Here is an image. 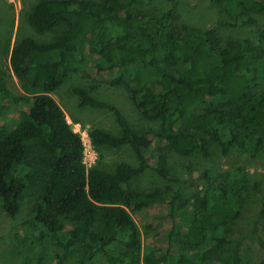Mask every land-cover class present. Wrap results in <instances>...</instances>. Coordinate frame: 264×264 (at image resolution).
<instances>
[{
	"label": "trees",
	"instance_id": "16d2710c",
	"mask_svg": "<svg viewBox=\"0 0 264 264\" xmlns=\"http://www.w3.org/2000/svg\"><path fill=\"white\" fill-rule=\"evenodd\" d=\"M138 1L38 0L26 13L27 23L39 33L57 25L64 30L48 42L25 36L12 45L10 68L28 104L12 124L2 118L9 92L0 74V210L16 215L28 184L40 179L22 218L36 237L35 264H42L45 237L54 239L64 256L78 245L75 264H99L98 255L109 264H203L202 243L218 247L230 241L226 231L243 204L240 167L217 176L216 185L207 181L184 205L179 189L164 197L131 189L130 181L152 170L178 182L168 153L185 156L198 149L207 155L209 138L224 154L232 146L254 153L263 145L264 24L259 38H240L231 44L235 49L218 47L214 26L196 31L170 12L135 14ZM212 1L232 26L252 13L264 14V0ZM90 63L96 72L110 74L109 83L122 87L140 116L156 126L136 132L117 106L82 86L72 88L81 106L112 112L119 127L118 134L91 128V143L129 145L138 158L135 166L121 161L112 170L86 167L81 138L51 96L69 74ZM159 205L163 214L154 215L171 225L166 246L144 249L130 212ZM259 213L264 219V195ZM230 256L223 264H240L236 246Z\"/></svg>",
	"mask_w": 264,
	"mask_h": 264
},
{
	"label": "rangeland",
	"instance_id": "374dc122",
	"mask_svg": "<svg viewBox=\"0 0 264 264\" xmlns=\"http://www.w3.org/2000/svg\"><path fill=\"white\" fill-rule=\"evenodd\" d=\"M37 1L0 0V74L9 92L2 118L10 122L9 124L16 121L20 109L28 107L21 99L23 92L19 79L10 68L9 54L12 45L17 39L25 36H30L38 42H48L64 30L63 25H57L51 30L39 33L27 23L26 13ZM133 12L156 17L170 12L172 16L176 15L181 22L190 25L196 31H205L214 26L217 46L230 49L236 48V45L231 44H236L240 38H259L261 26L264 24L263 13H252L249 19L236 26L227 24L226 17L212 0H139L134 5ZM128 28L133 30V21L128 23ZM110 79V74L96 72L90 63L85 70L69 74L51 93L64 112L69 126L81 138L86 167L100 165L112 170L121 161L135 166L138 164V158L127 144L97 148L91 143L88 135L91 128L100 127L118 134L119 127L112 112L81 106L79 97L72 91L73 87L82 86L98 99L117 106L136 132L156 130L155 124L140 116L128 93L122 87L110 84ZM207 148V155L198 149L185 156L176 152L168 153V168L179 178L178 182L166 181L154 171L146 170L132 178L130 188L145 192L158 191L164 197L179 189L180 205H184L193 201L207 181L216 185L217 176L240 167L244 174L243 204L226 231L225 236L230 241L218 247H213V241H207L199 248L206 251L203 264L230 262L234 246L238 249L240 264H259L264 257V219L259 213L264 195V143L254 153L245 148L232 146L224 154L217 143L209 138ZM39 186L38 178L32 184H28L16 215L8 216L0 210V264H35L32 241L36 237L22 218L38 195ZM163 210L164 207L159 205L130 212L139 228L144 249L147 246H166V232L171 226L170 222L167 217L156 218L154 215L155 213L162 215ZM183 234L184 232L177 237L183 239ZM41 242L42 264H75L81 255L78 245L71 246L64 256L62 247L54 239L45 237ZM95 260L99 264H109L101 255Z\"/></svg>",
	"mask_w": 264,
	"mask_h": 264
},
{
	"label": "built area",
	"instance_id": "2783aa9c",
	"mask_svg": "<svg viewBox=\"0 0 264 264\" xmlns=\"http://www.w3.org/2000/svg\"><path fill=\"white\" fill-rule=\"evenodd\" d=\"M84 161V160H83ZM84 164H85V162H84Z\"/></svg>",
	"mask_w": 264,
	"mask_h": 264
}]
</instances>
